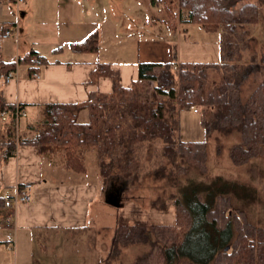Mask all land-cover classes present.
<instances>
[{"label":"trees","instance_id":"trees-1","mask_svg":"<svg viewBox=\"0 0 264 264\" xmlns=\"http://www.w3.org/2000/svg\"><path fill=\"white\" fill-rule=\"evenodd\" d=\"M151 3L160 5L170 21L219 30L221 62H140L137 78L127 87L120 84L116 71L99 63L91 71V81L110 77L111 91L92 92L83 104H43L28 125L32 135L25 138L17 135L15 106L4 102L0 89V112H9L0 127L1 160L23 143L37 148L48 161L80 174L87 173L86 154L92 153L98 177L110 188L122 189L125 181L131 185L165 181L150 206L163 212L172 208L173 221L119 217L106 257L109 263L125 248L141 246L132 264H264V227L249 220L244 207L233 203L228 184L219 185L220 177L205 184L195 180L207 173L208 141L215 133L218 137L237 133L238 140L229 147L233 165L264 158V0ZM255 25L260 26V40L253 34ZM98 45L96 31L68 44L76 53H96ZM46 62L29 50L11 61L0 59V76L21 64L28 66L32 76ZM211 70L218 76L211 78ZM257 77L256 86L243 99L242 87ZM19 106L25 110V104ZM191 108L199 114L204 140L179 137V112ZM82 110L87 112L86 121L79 119ZM218 137L215 152L220 155L223 143ZM200 223L208 229V238L196 252L185 251Z\"/></svg>","mask_w":264,"mask_h":264},{"label":"crops","instance_id":"crops-1","mask_svg":"<svg viewBox=\"0 0 264 264\" xmlns=\"http://www.w3.org/2000/svg\"><path fill=\"white\" fill-rule=\"evenodd\" d=\"M132 1L134 2L131 5ZM55 2L56 0H46L42 1L41 5L44 7L46 5L47 8L48 5L54 6ZM84 2L85 6L79 7L74 20L59 21L60 17L52 19L58 20L62 27L57 26L54 33L44 31L51 36L45 41L48 42L47 51L34 48L35 43L31 40V35H26L28 41L23 54L18 49L16 55L23 56L29 50H34L46 58V63L36 67L38 78L28 74V66L24 72L19 73V65L16 67L17 77L8 83H4L0 76L4 102L11 105L25 104L27 115L29 112L32 114V119L23 124L21 132L20 122L24 118L19 120L20 138L32 135L28 125L36 120L43 104L65 102L83 104L88 101L92 92H110L112 88L110 77L102 76L94 82L91 81V71L99 63L107 64L116 71L120 84L127 87L138 76V63L170 62L172 58L170 35L167 34L159 40H156L155 36L142 35V30L146 31L149 25H155L156 20L168 28L172 27L173 30L180 24L186 31L189 25L177 20L170 21L167 14L160 18L154 16V9L161 6L153 5L151 0H84ZM31 8H26L27 19L34 12L35 8ZM40 20L43 24V20L47 19ZM17 23L19 28V22ZM105 23H109L114 30L109 36L113 39L120 38L116 42L118 45L128 42V46L115 51V55L106 56L98 50L96 53H83L84 56L78 58L70 53L66 54V59L55 58L58 52L52 53L50 57L46 56L47 52L59 46L63 49L67 47L71 51L68 47L70 42L80 41L93 31L98 33L101 45L104 42ZM171 24L173 26H170ZM13 25L14 23L10 24ZM169 29L167 31H170ZM23 32L24 29L20 30V33ZM123 48H127L128 53ZM180 57L181 54L178 53V58ZM0 59L11 61L6 59L3 53H0ZM80 115L81 121H86V110H82ZM70 173L72 172L45 159L32 145L18 143L12 156L5 161L0 157V196L16 185L25 183L32 185L30 202L19 205L15 212L13 243L7 240L10 229L0 220L2 242L0 264H51L49 260L54 257L52 254H55L53 248L64 239L58 233L74 234L88 229L89 208L97 195L98 186L96 183L72 179ZM64 241L67 242L66 238ZM60 249L59 246L56 248L58 252Z\"/></svg>","mask_w":264,"mask_h":264},{"label":"rangeland","instance_id":"rangeland-1","mask_svg":"<svg viewBox=\"0 0 264 264\" xmlns=\"http://www.w3.org/2000/svg\"><path fill=\"white\" fill-rule=\"evenodd\" d=\"M46 0H24L17 8L16 5L9 0H0V32L6 25L19 22V33L16 37L13 35L10 39L0 42V53L8 60L16 59V53L20 49L23 54L26 42L28 39L26 35H31V40L35 43L34 48H47V41L51 36L46 32L54 33L56 27H62L58 20H52L55 17H60L59 21L63 19H73L78 15L79 7H84L85 3L78 0H56L55 5H48L46 8L42 4ZM134 1L130 2L131 5ZM4 6V7H3ZM35 8L31 13V17L26 18L28 9ZM161 8V7H160ZM155 8L154 16H166L165 11L161 8ZM47 9V11H46ZM44 15V16H43ZM41 18L43 20L41 23ZM154 20V19H153ZM3 21V22H2ZM101 23V22H100ZM171 28V29H169ZM166 27L160 21L156 20V24L142 30V35L155 36L156 40L166 37L167 34L171 37V61L170 62H205V63H219L221 62L219 30H206L198 23H191L187 26L186 31L178 24L176 30L172 27ZM20 33V30H23ZM170 31H167V30ZM60 30V29H59ZM105 35L103 43L98 45V50L102 51L106 56L115 55V51L128 46L126 44H117L120 38L113 39L109 36L114 30L109 23H105ZM44 31H46L44 33ZM253 34L261 39L260 26L252 27ZM113 40H112V39ZM180 45V47L178 46ZM69 47V46H68ZM70 48V47H69ZM124 49V48H123ZM71 50V49H70ZM128 53L127 48L124 49ZM57 53L55 58L66 59V54H75L77 58L83 53H76L69 51L67 47H57L47 52L46 56L50 57L52 53ZM178 53L181 57L178 58ZM186 59V60H185ZM27 65H19L18 72H24ZM211 78L218 76V72L211 70ZM256 79H249L241 90V97L246 99L250 92L254 89L257 81ZM20 122V132L23 124L32 119V114L29 112L27 117ZM21 119V118H20ZM19 119V120H20ZM80 120L82 119L80 115ZM180 128L179 137L184 141H199L204 140V130L200 122L199 114L191 109H181L179 112ZM5 124L0 121V127ZM17 135L18 126H17ZM217 133L213 135L208 141L207 147V173L201 177L196 178L200 183L212 182L216 177L221 178L225 182L227 189L230 188V194L233 195V203L240 207H244L247 212L248 219L264 227V158L255 157L249 162L241 166L232 164L229 157V147L238 140L237 133L231 137H218ZM216 137L220 138L223 143L222 152L220 155L216 154ZM85 164L87 173H70L72 179L80 180L86 183H96L98 192L93 199L89 208L88 229L84 232L72 233H58L60 237L59 244L55 246V254L49 261L51 264H132L135 257L142 252L141 246L127 247L122 251L120 257L110 263L106 261L109 253L112 237L114 235L116 222L119 217H129L131 219L140 218L142 220H151L155 223H171L174 218V210L171 208L168 212H163L159 209H154L150 206L151 201L156 199L165 187V181L144 180L141 184H129L125 181L121 190V206L116 207L105 202V195L110 191V185H104L98 177L97 168L93 161V154L87 153ZM184 180V178H182ZM118 184V181L116 182ZM219 183V182H218ZM186 184V181L184 182ZM224 184V185H225ZM117 188V187H114ZM67 240L65 242L64 240ZM208 238V229L202 224H197L193 230L184 250L188 252H196L199 247L203 245ZM62 245V246H61ZM60 247V251L56 250ZM11 255V253H10Z\"/></svg>","mask_w":264,"mask_h":264},{"label":"built area","instance_id":"built-area-1","mask_svg":"<svg viewBox=\"0 0 264 264\" xmlns=\"http://www.w3.org/2000/svg\"><path fill=\"white\" fill-rule=\"evenodd\" d=\"M13 2L18 8L20 4L24 0H9ZM18 23H14L13 26H9L8 28L3 29L0 32V42L6 40L7 38L15 35H18ZM177 66H174L175 70ZM17 77V72L11 71L6 76H1L4 83H8L13 78ZM33 78H38V74L36 72L32 73ZM14 116L16 127L18 126L19 119L22 117H26V110L21 109L19 104H15ZM194 112H197L195 108H193ZM9 112L6 110H2L0 112V121L5 123L8 120ZM31 189L32 185L30 183H25L22 185H16L12 189L7 190L3 195V210L0 211V220L2 223L10 229V232L7 235V240L10 243L14 242L15 234H14V220H15V212L19 205L28 203L31 200Z\"/></svg>","mask_w":264,"mask_h":264},{"label":"water","instance_id":"water-1","mask_svg":"<svg viewBox=\"0 0 264 264\" xmlns=\"http://www.w3.org/2000/svg\"><path fill=\"white\" fill-rule=\"evenodd\" d=\"M120 198H121L120 196L118 198L110 197L107 193L105 195V202L107 204H111L113 206L120 207L121 206Z\"/></svg>","mask_w":264,"mask_h":264},{"label":"flooded vegetation","instance_id":"flooded-vegetation-1","mask_svg":"<svg viewBox=\"0 0 264 264\" xmlns=\"http://www.w3.org/2000/svg\"><path fill=\"white\" fill-rule=\"evenodd\" d=\"M121 190L117 188H110V191L108 192V195L110 197L118 198L119 196L121 197Z\"/></svg>","mask_w":264,"mask_h":264}]
</instances>
